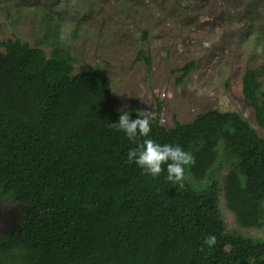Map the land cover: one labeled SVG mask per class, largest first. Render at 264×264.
Listing matches in <instances>:
<instances>
[{
	"label": "trees",
	"instance_id": "1",
	"mask_svg": "<svg viewBox=\"0 0 264 264\" xmlns=\"http://www.w3.org/2000/svg\"><path fill=\"white\" fill-rule=\"evenodd\" d=\"M1 46L0 198L27 210L0 237V264H264V238L227 233L217 204L226 166L227 207L240 226L263 225L264 138L237 112L209 110L166 128L157 104L151 138L191 152L187 171L208 182L197 190L185 173L180 189L166 172L152 178L125 163L134 145L110 122L125 108L135 119L137 98L117 111L95 67L74 73L68 55L47 57L19 39ZM137 59L151 68L144 51ZM241 93L264 129L256 69L244 70ZM208 234L217 237L211 249L202 246Z\"/></svg>",
	"mask_w": 264,
	"mask_h": 264
},
{
	"label": "rangeland",
	"instance_id": "2",
	"mask_svg": "<svg viewBox=\"0 0 264 264\" xmlns=\"http://www.w3.org/2000/svg\"><path fill=\"white\" fill-rule=\"evenodd\" d=\"M7 39L47 57L57 49L71 57L74 73L95 67L108 79L117 111L132 97L149 113L161 104L166 128L201 112L234 111L264 138L241 93L247 67L264 89V0H0V51ZM140 51L151 68L137 59ZM226 174L225 166L217 195L225 231L264 238V216L262 226L242 227L227 207ZM186 175L197 190L208 183ZM26 210L0 198V237L21 226Z\"/></svg>",
	"mask_w": 264,
	"mask_h": 264
},
{
	"label": "clouds",
	"instance_id": "3",
	"mask_svg": "<svg viewBox=\"0 0 264 264\" xmlns=\"http://www.w3.org/2000/svg\"><path fill=\"white\" fill-rule=\"evenodd\" d=\"M126 109L119 112L116 121L110 122L114 130L122 132L134 145L128 149L125 163L134 164L143 174L152 178H157L162 172H166L164 178L171 185L183 189L186 169L195 163L191 152L178 144L160 143L151 138L152 125L156 121L155 113L137 112V117L133 119L130 117V111ZM216 243L215 234L203 237L202 246L211 249Z\"/></svg>",
	"mask_w": 264,
	"mask_h": 264
}]
</instances>
